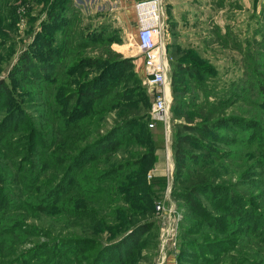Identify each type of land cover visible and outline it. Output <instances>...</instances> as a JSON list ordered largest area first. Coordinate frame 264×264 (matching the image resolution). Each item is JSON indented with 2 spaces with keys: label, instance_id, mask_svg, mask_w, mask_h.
<instances>
[{
  "label": "rangeland",
  "instance_id": "obj_1",
  "mask_svg": "<svg viewBox=\"0 0 264 264\" xmlns=\"http://www.w3.org/2000/svg\"><path fill=\"white\" fill-rule=\"evenodd\" d=\"M203 2L206 8L208 2L213 4V33L211 29H207V38L204 41L199 39L198 44H193V48H189L186 53L180 51L179 46L185 47L183 45H172L169 46V51H164L167 63L165 94L169 105L162 120H153L149 114L153 94L142 84V77L138 73L142 68L141 58L136 59L141 53L135 42V25L122 29L116 22L101 17L100 8L105 6L100 0H0V83H4L12 95L7 110L19 108L27 118L24 123H21V120L9 123L6 129L0 132V135L4 136L3 141L8 142L12 149L23 146L29 135L33 142H36L37 148L35 147L34 152L43 150L42 139L47 143L58 141L60 138L58 129L62 124L60 112L65 106L62 96L67 92L64 89L67 83H70L72 88L70 91H76L77 84L92 80L96 90H101V93L109 84H114L108 94L91 98L89 101H81L80 107L76 105L75 97L68 103L71 108L76 106L79 122L90 120L98 123L96 128L98 134H103L118 122L114 116L115 111H99L93 115L94 112L86 110L96 111L104 108L117 92H123L124 95L116 97V100L130 102L133 110L145 113L141 121L132 122L130 137L125 136L120 141L115 139L102 150L91 153L78 168L71 183L60 192V195L53 196L48 201L56 202L54 205L61 208L62 213L54 215L38 212L36 209L22 212L16 211V207H13L15 212L9 213L8 219L15 213L21 214L24 215L26 224L36 225L53 234L61 225L59 220L66 219V214L67 218H70L80 212L81 207L72 203L77 196L79 184L84 197H76L78 203L90 197L94 199L100 197L102 193L94 191L96 186L107 188L120 182L117 189H121V192L112 195V198L117 200L115 206L123 209L126 207L125 200L133 201L143 193L151 197L153 204L150 215L153 225L141 236V246L133 251V260H128V264L133 262V264H230L235 250H239V254L246 259L252 255L254 246L250 235L254 231L253 227L250 231L245 229L230 236L234 242L232 246L234 251L231 252L220 247L224 252L209 251L204 254L201 249L191 251L183 246L182 242L191 239L201 241L203 236L184 231V226L194 221L195 215L183 201L171 195L173 146L176 134L181 131L179 124L186 122L196 124L200 122L198 119L204 120L208 116L209 121L219 116L223 117L220 119L222 123L220 126L210 127L206 137H200L218 158L216 161L218 167L213 169L216 174H222V184L241 192L243 190L241 187L234 186L237 184L238 174L246 171L252 174L260 171L261 182L264 180V108L260 104L261 99L256 92L255 83H251L252 73L253 78L260 81L259 74L264 72V0H203ZM53 3L59 5L61 14L66 17L67 22L61 24L58 23L60 21L58 19L53 24H48V10ZM200 4L198 0V5ZM204 12L205 15L208 14L207 9ZM216 23L219 25L218 29L215 28ZM106 25H109L108 29ZM104 26L106 28L103 29ZM59 46L65 48V51H62V59L55 62V72L47 79L37 76L38 73L34 71L26 73L29 78L24 79L20 70L12 71L21 53L27 52L34 61L39 62L47 60L48 55L55 52L54 47ZM71 62L78 69L65 75L64 72ZM173 62H179L184 67L188 64L208 69L209 72L192 75L185 69H179L177 74L182 77V82L173 93L170 85L171 73L175 70ZM213 64L217 69L212 70ZM73 81L74 83H71ZM177 97L182 99L183 105L180 107L175 105ZM221 99H226V102L220 103ZM83 111H86L84 116L81 115ZM234 114L247 116L253 122L249 126L237 124L229 119ZM149 122H153L151 127L148 126ZM9 140H12V143ZM184 148L192 153H203L197 148L196 143L186 144ZM125 149L135 153L130 155L129 151H124ZM51 152L52 149L47 153ZM5 154L6 151L0 150V168H6L10 174H13V168L18 164L28 165L32 161L31 158L27 161V155L18 154L4 159ZM125 156L129 165L114 168L117 171L113 177L108 178L105 175V171L108 170L104 168L107 166L106 163L96 165L99 160L110 157L112 162ZM35 161L41 164L39 158ZM54 164L56 159L49 162V169L46 171L36 170L34 174L38 175L39 183L46 174L53 173L51 168ZM93 165L105 173L100 177V182L94 183L89 179L87 184L80 182L84 175L85 178L89 177L88 173L84 172ZM257 165L259 167H256ZM246 176L244 183L251 178ZM124 180L126 181L121 183ZM39 186L40 184L37 185ZM18 187L23 186H6L4 194L8 198L21 199L22 197L13 194ZM117 189L114 194H117ZM211 193L212 190L208 189L195 195L207 210L211 209L208 196ZM240 195L245 200L250 199L249 194ZM9 200L8 204L13 206L14 202ZM241 204L243 205V202ZM156 205L160 207L159 210L155 208ZM109 208H113V205ZM239 208L243 210L244 207ZM260 222H264V218ZM219 238L226 240L225 237ZM44 240L43 236L31 235L28 237L29 242H24L22 247L29 248L35 242ZM47 247L36 250V259L29 256L20 264H40L43 261L44 264H49L61 255L70 254L73 257L75 254L74 246ZM177 255L179 260L176 258ZM257 257L264 264V256L258 254Z\"/></svg>",
  "mask_w": 264,
  "mask_h": 264
},
{
  "label": "trees",
  "instance_id": "obj_2",
  "mask_svg": "<svg viewBox=\"0 0 264 264\" xmlns=\"http://www.w3.org/2000/svg\"><path fill=\"white\" fill-rule=\"evenodd\" d=\"M48 12V24H53L58 19H60L58 23L67 22L66 17L61 14L58 4L53 3L49 7ZM63 44L65 45L66 43L63 42ZM57 49L59 50L58 53L56 52ZM63 50L65 51V48L61 46L54 47L55 52L50 53L47 60H40L39 62L34 61L27 52L21 53L12 71L18 72L20 70L24 79L29 78L26 73L31 71L38 73V75L36 74L37 76L47 79L48 76L55 72V62L62 59ZM174 63L172 65L175 70L171 73L170 81L173 93L182 82V77L177 74L179 69H185L192 75L201 71H203L202 73L209 72L208 69L204 70L188 64H185L186 67H184L179 62L175 63V65ZM77 69L78 67H74L73 62H71L64 74L69 75L77 71ZM259 77L261 78L260 81L254 79L252 73L251 83H255L256 92L261 99L260 104L264 108V72L260 73ZM71 83H74V81ZM113 86V83L109 84L101 93V90H96L94 82L90 80L77 84L76 91H70L72 88L70 83H67L64 88L67 92L62 96L65 106L60 112V117L62 118V124L59 125L58 129L60 138L56 142L53 140L49 143L42 139L41 146L43 150L34 152L37 146L36 142H33L32 138H30V135L27 137L28 141L25 142L27 145L17 146L15 150L10 147L8 142L3 141L4 136L0 135V150L7 152L4 159L18 154L27 155V161L29 158L32 160L28 165L18 164L16 168H13V174H10L6 168H0V264H20L29 256H31V259L35 258L37 249L52 245L74 246L75 254L73 257L70 254L61 255L49 264H128L127 261L131 260L134 254L133 251L141 246V236L153 225V220L150 216L153 207L151 197L147 193H143L133 201L124 199L126 207L121 209L120 206H115L117 200L112 198V195H118L121 192V189H117V185L120 187V182L107 188L96 186L94 191L96 193L101 192L102 195L100 197L96 199L90 197V199L78 203L76 197H84L82 196L81 184H79L76 190L77 196L74 197V200L69 199V201L72 200L74 205L81 207L80 212L70 218H67L68 214H66V219L62 218L59 220L61 225L55 230L57 232L53 234L36 225L26 224L23 218L24 215L15 213L13 217L8 219V214L15 212L13 207H16V211L22 212L36 209L38 212L54 215H59L58 212L62 213L61 208L54 205L56 202L49 203L48 201L53 196L60 195V192L71 183L76 176L78 168L85 162L86 158L91 153L105 148V145L109 142L115 139L120 141L123 137L132 134V122L141 121L145 113H141V110H133L130 102L116 100V97L124 95L123 92L115 93L104 108L101 107L96 111L86 110L91 113L94 112L93 115L99 111H115L114 116L118 122L103 134H98L96 130L98 123L90 120L79 122L76 106L75 108L72 107L73 109L68 106L69 101L73 97H75L76 105L80 107L81 101L85 102L91 98L95 99L101 95H106ZM11 97L12 95L8 91L7 86L1 82L0 115H2L0 116V132L6 129L9 123L18 120L24 123L27 119L24 112L19 111V108L7 110ZM219 102H226V99H221ZM175 105L177 107L182 106V99L175 98ZM86 111H83L81 115L84 116ZM222 118V116H219V118H213L209 121L208 116L204 120L198 119L197 121L200 122L196 124H189V122L179 124L181 131L176 134V142L173 146L174 170L171 195L183 201L195 215L194 221L184 226V231L193 235L199 234L203 236L201 241L191 239L181 244L191 249V251L201 249L204 254L209 251L224 252L220 247L231 252L234 251L232 248L234 242L230 236L239 234L245 229L250 231L253 227L254 231L250 235L254 246L252 255L247 256L246 259L245 256L242 257L239 254V250H235L230 264H263L257 257L258 254L264 256V222H260L264 218V180L261 182L260 171L253 172V174L250 172L246 173L247 171L238 174L236 178L237 184L234 187H241L243 189L241 192L225 186V184H222V174H216L213 169L218 167L216 164L218 158L200 139V137H206L205 135L210 127L220 126L222 124L220 119ZM229 119L237 124L241 123L247 126L253 122L251 118L238 114L231 115ZM89 127L92 128L90 129ZM9 142L12 143V140H9ZM189 143H196L197 148L203 153H192L186 150L184 145ZM51 149L52 152L48 154L47 152ZM124 151L128 152L129 150L125 149ZM134 153V151L128 152L130 155ZM35 155H38V157H35ZM145 155H149V153H145ZM37 158H39L41 164L35 161ZM55 159L56 164L51 168L53 173L46 174L39 183L38 175L34 173L37 169H39V172L46 171L49 169V162H54ZM110 159L109 157L96 162V165L107 164L104 168L108 170L104 174L108 178L116 175L117 169L115 170L114 168L119 165H122V168L129 165L127 156L112 162H110ZM116 164L117 166H115ZM96 165L84 172V174L88 173L89 177L85 178L84 175L80 182L87 184L88 179L93 180L94 183L100 182V177L104 174L101 169H97ZM256 167H259V165ZM246 175L251 178L244 183ZM52 182L54 183L52 184ZM176 183L178 186L175 187ZM38 184H40L39 187H37ZM6 186H23L18 187L16 192L13 191L14 196L17 195V197L22 198H8L4 194ZM115 189H117V194H114ZM208 189L212 190V193L208 195L211 205L210 210L202 206L195 197L197 193ZM123 190H126V188H123ZM106 194H108V197L105 198ZM240 194H249L250 199L245 200ZM9 199L14 202L13 206L8 204ZM242 202L243 205L241 204ZM110 205H113V208H109ZM238 207L244 208L241 210ZM4 221H6L5 224H2ZM31 235L43 236L45 240L35 242L29 248H23L22 244L28 241V237ZM217 236L225 237L226 240ZM176 258L179 260V255ZM40 264H44V261Z\"/></svg>",
  "mask_w": 264,
  "mask_h": 264
},
{
  "label": "crops",
  "instance_id": "obj_3",
  "mask_svg": "<svg viewBox=\"0 0 264 264\" xmlns=\"http://www.w3.org/2000/svg\"><path fill=\"white\" fill-rule=\"evenodd\" d=\"M137 1L140 0H100L106 8L102 6L99 14L110 22H116L122 29L129 28V25L136 26L137 15L134 5ZM189 1L194 3L190 4ZM199 1L201 2L200 5H198V0H160L162 10L161 20L163 23L161 39L165 52L169 51V46L183 45L185 47L179 46L180 51L186 53L189 48H193V44H198L199 39L204 41L207 38V29H211L213 33V4H209L208 2L206 8L203 0ZM205 9H207L208 14H211V16L205 15ZM216 12L218 13V11ZM109 25H106L107 29ZM106 26L102 28L104 29ZM215 28H219L218 23L215 24ZM134 37L136 42L137 31H135ZM138 58H141L142 68V56H138L136 59ZM213 69H217L214 64L212 66ZM138 73L142 77L143 69H140ZM163 90L165 92V87Z\"/></svg>",
  "mask_w": 264,
  "mask_h": 264
},
{
  "label": "built area",
  "instance_id": "obj_4",
  "mask_svg": "<svg viewBox=\"0 0 264 264\" xmlns=\"http://www.w3.org/2000/svg\"><path fill=\"white\" fill-rule=\"evenodd\" d=\"M137 47L142 56V84L153 94L150 117L162 120L166 115L169 100L163 90L167 63L162 43L163 23L160 0H140L135 2ZM153 122H149L151 127ZM149 176V175H148ZM155 208L159 210V206Z\"/></svg>",
  "mask_w": 264,
  "mask_h": 264
}]
</instances>
